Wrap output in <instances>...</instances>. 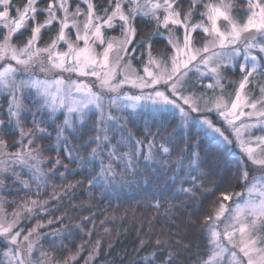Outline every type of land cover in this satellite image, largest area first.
Wrapping results in <instances>:
<instances>
[{"label":"snow or ice","instance_id":"snow-or-ice-1","mask_svg":"<svg viewBox=\"0 0 264 264\" xmlns=\"http://www.w3.org/2000/svg\"><path fill=\"white\" fill-rule=\"evenodd\" d=\"M80 2L86 5V11L79 5L71 9L70 0H50L46 9L36 7L38 0H27L22 10L15 7L13 0H0V9H2L0 10V30L4 31L0 38V61H9L0 64V91H6L10 95L8 115L10 121L13 118L16 121L17 130L21 133V143L23 138L31 137L28 139V145L16 153L5 152L3 149L6 148V142L0 140V157H4L0 160V186L3 185V173L12 172L13 177L19 180V173L12 171L9 161L27 164L29 160L38 159V151L30 147L35 136L31 130L24 132L19 127L21 117L27 111V106L22 102L26 92L35 89L37 97L43 101L37 112L47 108L50 114H54L59 108L66 107L69 114L77 113L83 121L87 114L86 110L89 106H93L99 113L96 129L98 134L92 138L97 144L91 152V155L95 157L103 152L104 143L110 139L108 122L119 119L127 122L126 118L116 117L110 111H105L104 94L117 91L123 84H132L133 87L142 90L141 95H125L123 99L128 103L124 104L123 108L136 109L140 107L139 102H150L154 111L178 112L182 125L186 126L189 122H194L208 137L226 144L232 143L225 135L227 129L222 130L216 127L205 113L215 111L232 128L230 134L234 133L247 160L258 167L261 174L253 175L249 180V172L245 168L242 179L247 186V198L243 199L241 193H235L234 195L241 196L243 203L237 204L235 209H230L224 201L232 197L222 193L220 203L213 215L205 218L209 225L210 249L208 258L203 260L202 264H264V137L243 139L246 131L255 127L256 124H242L236 127L235 123L241 116H246L255 119L257 124H264V87L260 88L259 99L251 97L247 91L256 75L264 76V63H261L264 61V0H247V6L243 10L247 14L244 17L234 14L241 10L236 8L233 0H215V2L208 0L207 3L204 0H189L190 6L187 11L182 10L181 0H109L111 12L105 9L103 15L97 14L92 0H80ZM113 3L114 7H112ZM200 5L203 6L204 11L197 13L196 9ZM13 9L17 12L16 17L11 16ZM38 12H46L43 23L35 24L31 30V37L22 47L12 43L13 36L26 27L28 20L34 21ZM57 12L61 15L58 16ZM197 14L202 19L195 24L191 23ZM82 16L83 20L80 19ZM137 17L155 21L158 29L163 27L167 30L168 43L174 49L170 57H153L149 43L148 60L143 68V76L131 67L130 62L122 64L128 54V46L135 39ZM117 21H119L123 39L105 38L103 30L115 27ZM54 22L59 24L56 36L45 47H39L41 30L48 28ZM177 27L183 29L182 43L180 38L174 35L173 30ZM197 30L202 31L205 36L199 48L194 46L192 38V33ZM72 31L75 32V41L71 39ZM61 42L66 45L65 51L58 50ZM81 42L83 46H80ZM98 47L103 50L97 52ZM241 56L242 62L237 65L235 61ZM12 61L15 64L11 63ZM190 65L202 68L204 70L201 72L202 76L204 72L209 73L213 77V83H209L207 88L213 91L218 88L221 94L212 97L195 93L186 95L185 77ZM37 66L39 73L45 75L59 73L60 75L54 80H39L34 75H30L27 80H17L16 77L21 70L30 72ZM229 66H238L242 74V79L235 89V98L230 103L225 99L224 85L236 82L226 81L221 75V70ZM118 69L124 73V78L117 84L113 81ZM63 73H75L78 78L94 77L98 81L99 90L94 91L92 85L85 83L82 79L66 81ZM148 88L151 91H143ZM228 95L231 96V93ZM114 103L115 100H111L109 108ZM245 108L249 111L245 112ZM32 116V123L36 130L44 133L46 129L40 127L36 120V113L33 112ZM63 124L72 127V121L68 116ZM2 125L3 121H0V126ZM57 128L59 138L63 135L64 128L61 126ZM153 143L154 141L149 140V152L144 156L145 160L153 159L151 152ZM253 144L257 147H252ZM159 147L164 154L170 152L169 147L164 144ZM66 154L69 158L73 156L71 150L67 148ZM135 155L136 153L119 154L115 151V146L109 145V163L103 165L101 161L102 174L114 178L116 173L112 161L113 159L124 160L125 156L127 157L125 171H131ZM55 163L60 164V160L57 159ZM177 163L180 170H184L182 161ZM199 163V153L193 152L192 159L187 165V181L191 186L180 189L191 194L192 198H195L196 190L201 189L202 177L206 175L200 170ZM31 168L34 174L40 171L37 164L31 165ZM193 172L196 175H192ZM19 182L24 187H29L28 181ZM90 183L93 182L90 181ZM204 191L210 194L212 189H204ZM36 194L39 195L38 192ZM44 203L46 202L29 200L24 202L22 207L27 212H32L34 207L43 210ZM2 204L3 201H0V212L3 211ZM155 206H159V201ZM12 215L15 219L8 220L6 214L0 215V242H7L4 249L7 264H33L30 259L35 246L32 236L43 225L37 224L22 236L23 230H17L20 213L15 212ZM51 222L48 221L49 224ZM221 223L224 224L223 229L220 228ZM87 235L90 237L91 232ZM86 244L85 241L78 246L76 255L69 257L65 264L76 260ZM159 244L160 241H157V247ZM145 247L146 242L141 241L140 250ZM99 248L100 241L97 240L85 264H90V261L99 256ZM158 255V252H151L142 259L146 261V264H155ZM172 260L173 255L169 253L160 261V264H172Z\"/></svg>","mask_w":264,"mask_h":264},{"label":"trees","instance_id":"trees-1","mask_svg":"<svg viewBox=\"0 0 264 264\" xmlns=\"http://www.w3.org/2000/svg\"><path fill=\"white\" fill-rule=\"evenodd\" d=\"M49 1L42 0V3L47 5ZM94 4L99 14H104L105 9L111 10L109 0H94ZM189 6V0H181L183 11H187ZM197 9L202 12L204 8L200 5ZM196 19H200V15L197 14ZM135 29L133 44L141 55L140 61L134 58L133 62L138 68L144 62L145 42L151 44V51L155 55L171 51L166 37L158 33L155 21L137 17ZM28 33L25 31L17 36L16 41L25 42ZM224 73L229 81L236 82L231 85L226 83V90L232 88L235 91L242 79L239 68L227 69ZM254 80L249 90H256L257 94L264 76L257 83ZM192 82L194 86L188 87L189 91L204 89ZM0 102V120L3 121L0 139L6 142V147L14 150L22 143L27 144L31 137H25L20 142L21 133L14 120L10 121L6 97L2 96ZM23 104L27 106V111L22 115L20 127L25 132L31 130L35 136L30 147L37 150L39 158L43 159L41 171L34 174L33 169L26 165L11 163L12 171L19 173V180L13 177L12 172L4 173L1 195L6 208L13 211L22 209L24 202L29 200L46 202L43 210L36 207L37 211L25 224V229L36 223L43 225L40 231L44 236L40 243L51 259L65 264L69 257L76 255L78 246L86 241L83 251L74 260V264H85L97 240L100 241L99 256L90 264H146L142 258L151 252L159 253L155 264H160L169 253L173 255L172 264H202L207 259L210 238L205 218L213 215L222 193L232 195L245 188L243 164H249L245 155L242 161L195 124L183 128L174 113L140 111L131 115L127 113V122L124 121L121 126L113 125L109 142L103 146V152L94 157L91 152L97 147L92 139L97 135L95 112L89 113L83 122L75 121L73 127L64 129L63 135L58 138L57 126L63 122L62 112L53 115L46 108L37 112L42 104L33 92L25 94ZM33 112L40 127L46 129L44 133L34 127ZM209 115L214 123L224 126L216 115ZM149 140L154 141L151 148L153 159L145 160ZM137 141L141 143L137 144ZM161 144L169 147L170 152L162 153ZM109 145L115 146L119 154L136 155L131 171H125L126 156L124 160L113 159L116 175L105 179L101 176L99 157H103V165L109 163ZM66 148L71 150L72 158L67 156ZM193 152L199 153V168L206 173L202 177L201 189L195 192V198L180 190L191 186L187 181V165ZM57 159L60 164L55 163ZM178 161H182L184 170H180ZM19 181H28L29 187H24ZM204 189L212 191L209 194ZM157 201L158 207L155 206ZM48 221L52 222L49 224ZM88 232H91L90 237ZM141 241L146 242L142 250ZM157 241H160L159 247Z\"/></svg>","mask_w":264,"mask_h":264},{"label":"rangeland","instance_id":"rangeland-1","mask_svg":"<svg viewBox=\"0 0 264 264\" xmlns=\"http://www.w3.org/2000/svg\"><path fill=\"white\" fill-rule=\"evenodd\" d=\"M26 2H27V0H24L23 3H15V1L13 0V3L15 5V7L19 8L21 10L23 9V6H24V4ZM49 2L47 3V5H43L42 0H38V3L36 5V7L38 9H46L48 4H49ZM213 2H215V0H213ZM233 2L235 4L236 8L241 10L238 13H234V14L238 15V16H241V17L246 16L247 13L245 11H243V10L247 6V0H233ZM92 3L94 4V0H92ZM70 4H71V9H75L79 5V7L81 9H84L86 11V5L84 3H81L80 0H70ZM112 7H114V3L112 5ZM0 10H2V9H0ZM196 11H197V13H200V11L198 9H196ZM203 11H204V9H203ZM110 12H111V10H109V13ZM97 14L98 15H103V14H99V13H97ZM57 15L59 16V15H61V13L57 12ZM11 16L12 17H16L17 16V12L15 11V9H13L11 11ZM196 17H197V15H195L193 17L191 23L195 24V23L199 22L202 19L201 16H200V19H196ZM45 19H46V12H38L36 14V19L34 21L33 20H28L27 24H26V27L22 28L16 35L13 36L12 43L16 44L18 47H22L27 42V40L31 37V30L35 26V24L43 23V21ZM80 19L83 20L84 17L82 16V17H80ZM58 29H59V24L55 23V22L51 26H49L48 28L42 29L41 30V38L38 41V46L43 48L47 44H49L51 42V39H53L56 36V34L58 32ZM158 30H159L158 33L160 35L166 37V39L168 41V39H169L168 31L165 30L163 27H160ZM25 31L29 32L27 34L26 38H25L26 39L25 42L24 41L22 43L17 42L16 41V37L20 36ZM103 31H104L105 38H119V39H123V36L121 35V27L119 25V21L116 22V26L115 27H113L111 29L105 28ZM173 31H174V35L176 37H179L180 41L182 43V41H183V29L177 27ZM3 34H4V31L0 30V38H2ZM192 38H193L194 46L199 48V47H201L202 42L205 39V36H204V33L202 31L197 30L196 32L192 33ZM71 39L73 41H75V32L74 31L71 32ZM197 39H199L200 41L198 42ZM148 44H149V42H145L144 43L145 58H144V62L141 63L140 68H138L133 62L134 58H136V60L140 61V55H141L139 52H136L138 47L135 46L133 43L128 46V54L125 56V59L122 62V64H127V63L130 62L131 67L133 69H135L136 72L140 76L144 75L143 68H144V65L147 63V60H148ZM80 46H83L82 42L80 43ZM133 49H135V52H133ZM58 50L59 51H65L66 50V45L63 42H61V44L58 46ZM96 50H97V52H101L103 49L98 47ZM173 52H174V49L171 47V51L168 54L155 55V54L152 53V51H151V54H152L153 57H161V56L170 57L173 54ZM257 54L260 55L259 53H257ZM8 62H9L8 60L0 61V64H4V63H8ZM240 62H242V56L238 57L237 60L235 61V63L237 65ZM11 63L15 64L14 61H12ZM261 63H264V61H261ZM237 67L229 66L227 68H224V69L221 70V75L225 78L226 81H229L228 78L226 77L228 75H226L224 73V71L227 70V69L234 70ZM202 71H204V70L202 68H198L197 66H193V65L189 66V69L187 70V76L185 77V85H184L185 89H186L185 94L186 95L190 94V93H195L197 95L204 94L206 97H212L213 95H220L221 93H220V90L218 88L215 89V91H213L212 89H208L207 88V85L209 83H213V77L207 72H204V75L202 76L201 75ZM30 75H34V77L36 79H39V80H45V79L54 80L60 74L59 73H49V74L45 75L43 73H39V69H38V66H37L36 68L30 70V72H25V71L21 70V72L17 75L16 78H17V80H21V79L27 80ZM261 76L262 75H256L255 76V78H254L255 79L254 80L255 83H257L258 80L260 81ZM63 78L66 81H68V80L75 81L77 79H82V80L85 81V83H88V84L92 85L94 91H98L99 90L98 81H96L94 77H79L78 78L77 74H75V73H72V74L63 73ZM123 78H124V73L121 72L118 69L116 77H115V80L113 82L118 84L120 82V80L123 79ZM191 81H194L196 83L195 85L202 86L204 89L202 91H197V92L189 91L188 87H193L194 86V83L193 82L191 83ZM224 87H225V92H226V93H224L225 99L229 100V103H230V101L235 98V91L232 88H230V90L229 89L226 90V83H225ZM237 87H238V84H237L236 88ZM261 87H264V81L259 86V88L257 89V92H258L257 94L255 93L256 90H253L252 92H250L249 86H248L247 91H248V93H249V95L251 97H253L255 99H259L261 97V92H260V88ZM161 90H163V89H161ZM141 91H142L141 89H139L137 87H133L132 84H123V85H121V87L117 91L106 92L104 94L105 95V99H104L105 111L106 112L110 111L113 116L124 117V118H126L127 113L135 114V113L140 112V111L141 112H152L154 114L155 113L159 114L160 112L154 111L152 106H151V104H150V102H147V101L139 102L140 103V107H138L136 109L123 108V105L128 103L127 100L123 99L125 97V95H127V96H138V95H141ZM143 91L144 92H149V91H151V89L148 88V89H144ZM29 92H33L35 97L40 100V98L37 97V95H36L35 89H31V90H29L26 93H29ZM229 93H231V96L228 95ZM2 96L6 97L7 102H8V107H9V99H10L9 93H7L6 91H0V101L2 100ZM113 99L115 100V103L111 104V107L109 108L110 101L113 100ZM22 102H23V100H22ZM40 102H41V104L43 103L42 100H40ZM47 110L50 111L49 109H47ZM244 111L247 112V111H249V109L245 108ZM60 112H62V114H63V122H64L66 116H68L70 118V120L72 121V127H73L75 121L83 122L86 119V117L88 116V114L91 113V112H95L96 113L97 120H98V117H99V113L97 112V110L93 106H89V108L86 110L87 114H86V116H85L83 121H81V119L79 118V115L77 113L69 114L66 107L59 108L53 115H56V114H58ZM171 113L176 114L179 117V119H180V116H179L178 112H171ZM211 113L216 115L218 117V119L223 122L224 126H220V125H217L216 123H214V121L212 120V118L209 115ZM211 113H205V115L207 116L208 119L213 121V123L216 125V127H219L222 130L227 129V131L225 132V135L228 136L229 140L232 141V143L231 144H226V143H224L222 141H219V140H217V141L222 143L223 145H225L227 148H229L232 152H234L237 156H239V158H242V161H243V157H244L245 154L243 153L242 149L239 147V143L236 140V137H235L234 133L230 134V133H232V128L230 126H228L224 122L223 118L220 117L218 115V113H216L215 111H213ZM22 119H23V117H21V124H22ZM13 120H14V123H15V125L17 127L16 121H15L14 118H13ZM124 121H125L124 119H119V120H116V121L108 122V124H107V127L109 129L108 135L110 134V128L113 125L119 127V126H121L124 123ZM63 122L61 124V127H63L64 129L72 128V127H68V126L64 125ZM235 123H236V127H240L242 124H256L255 127H252L250 130L246 131V134L242 137L243 139H255V138H258V137H264V124H257L255 119H250V118H248L246 116H241L240 119L237 120ZM180 124H181V120H180ZM191 124H195L196 126L200 127L198 124H196L194 122H189L186 126L181 124V126L183 128H187ZM19 127H20V125H19ZM115 129L117 131H119L118 128H115ZM23 131L25 132L24 129H23ZM108 142H105L103 146L105 147V144H107ZM27 145H28V143L27 144H25V143L23 144L22 143L21 146L18 147L17 149L10 150L8 147H6L3 150L5 152H7V153H16L18 151H21L24 148V146H27ZM104 147H103V150H104ZM252 147L256 148L257 146L255 144H253ZM245 158H246V156H245ZM3 159H4V157H0V160H3ZM99 159L102 161L103 157L101 156V157H99ZM246 160H247V158H246ZM247 161L249 162V164L248 165H246V163L243 164V171L245 170V168L247 169V171L249 172V180H251L253 175L259 176L261 174V171H260V169L258 167L253 165L251 163V161H249V160H247ZM42 162H43V159L41 157L39 158V156H38V159L36 161L29 160L27 164H21V165H23V166L26 165L29 168H31V165L37 164L39 169H40V171H41ZM9 164H11V161H9ZM17 164H20V163H17ZM31 170H32V168H31ZM2 175L4 176V173ZM101 176L103 178L105 177V179L107 178V176H105L104 174H101ZM246 187L247 186H245V188L242 191H238V192H235V193H241L242 196H243V199H246L247 198ZM2 188H3V185L0 186V201H3L2 195H1ZM234 194L231 195L232 198L230 200L224 201L225 205L228 208H230V209H235L237 204H242L243 203V199L241 198V196H236ZM29 206L31 207V205H29ZM2 208H3V211L0 212V215H5L6 214V217H7L8 220L15 219V217L12 215L13 213H15V212L20 213L19 224H18L17 230H20V229L23 230L22 236L27 234L29 229L34 228L37 224H41V223H36L33 226H29L28 229H25V224L28 223L30 221V219L33 218L34 214L36 213V211H37L36 207L33 208L32 212H27L24 208L17 209V210L13 211V210H9L8 208H6V204L3 202ZM225 215H227V213ZM223 219L224 218H222V220ZM223 227H224V224L221 223L220 224V228L223 229ZM22 236H21V239H22ZM43 236H44V233H42L40 231V228L32 236V240L35 242V246H34V249H33V254L30 257V259L32 260L33 264H59L53 258L51 259V257L47 254L46 250H44L42 248L40 242H41V239H42ZM209 238H210V236H209ZM6 246H7V242L6 241L0 242V256H1L0 264H7V258L4 256V249L6 248ZM68 264H74V261H69Z\"/></svg>","mask_w":264,"mask_h":264}]
</instances>
